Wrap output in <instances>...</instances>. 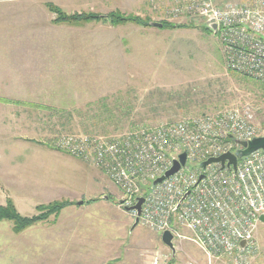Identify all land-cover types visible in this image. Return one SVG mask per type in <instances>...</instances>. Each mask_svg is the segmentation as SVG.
Segmentation results:
<instances>
[{
  "label": "rangeland",
  "instance_id": "374dc122",
  "mask_svg": "<svg viewBox=\"0 0 264 264\" xmlns=\"http://www.w3.org/2000/svg\"><path fill=\"white\" fill-rule=\"evenodd\" d=\"M209 1L220 8L248 2ZM44 2L0 8V99L9 101H0V205L11 200L24 217L40 215L37 207L52 202L71 207L17 233L10 222H0V243L32 241L59 226L80 254L72 264H150L153 257L169 264H237L231 257L209 260L188 240L177 243L172 256L161 234L133 227L134 218L118 203L122 191L102 171L56 144L67 136L115 139L134 128L245 105L264 133V82L226 71L216 36L193 0H146L149 16L114 9L111 2L93 10ZM49 5L67 16L100 18L55 23ZM110 14L149 25L113 24ZM34 35L48 41H25ZM94 39L102 41L88 42ZM98 45L102 52L94 56L77 52ZM33 159L53 165L47 170L52 177L33 181L27 164ZM255 236L258 248L244 264H264V223Z\"/></svg>",
  "mask_w": 264,
  "mask_h": 264
},
{
  "label": "built area",
  "instance_id": "2783aa9c",
  "mask_svg": "<svg viewBox=\"0 0 264 264\" xmlns=\"http://www.w3.org/2000/svg\"><path fill=\"white\" fill-rule=\"evenodd\" d=\"M193 3H199L198 15L205 22H216L213 35L226 71L264 82V0L223 8L209 0ZM254 115L250 105L225 108L178 123L134 128L115 139L67 136L56 148L102 171L122 191L123 209L143 198L138 224L157 234L169 231L175 248L188 240L209 260L231 257L244 264L258 248L255 233L264 216V150L239 158L236 169L214 163L202 171L199 164L234 154L242 148L239 142L264 136ZM181 153L185 165L152 188ZM128 213L137 217L136 210ZM166 259L153 257L150 264H169Z\"/></svg>",
  "mask_w": 264,
  "mask_h": 264
},
{
  "label": "crops",
  "instance_id": "0c3cea01",
  "mask_svg": "<svg viewBox=\"0 0 264 264\" xmlns=\"http://www.w3.org/2000/svg\"><path fill=\"white\" fill-rule=\"evenodd\" d=\"M41 0H0V8L3 7H11V8H34L39 7L40 3H46L45 0L40 2ZM47 2L53 3L56 6L61 7L62 9H74L80 8L84 10H93L95 8L101 7V4L105 2H111L114 9H123L128 10L135 9L144 11V14L149 16L150 10H148V6L146 0H46ZM126 3V4H125ZM92 4H95L96 7H93ZM99 4V5H98ZM98 6V7H97ZM105 8L104 6H102ZM128 7V8H126ZM98 10V9H97ZM77 37V35H76ZM97 38V37H95ZM86 39V38H85ZM45 41V39H40L38 36H33L30 39H25V41H33L38 42ZM63 40V39H62ZM102 39H94L88 42H101ZM49 46V45H48ZM41 46L36 47L40 49ZM98 45L93 49H80L79 52L80 56L84 55L85 57H90V55L97 54V52H102V47ZM74 48V47H73ZM76 48V47H75ZM74 48V49H75ZM99 49V50H98ZM73 50H65V53L70 54ZM75 53V52H74ZM66 54V55H67ZM76 54V53H75ZM74 55V54H73ZM72 55V56H73ZM69 56V55H68ZM98 55H96L97 57ZM74 57V56H73ZM52 156V155H51ZM55 158H63L56 155ZM28 169L33 171V177L38 176L40 178H48L52 177L47 170L49 167H53V165L46 164L44 162L37 161L33 159V161H28ZM57 164V163H56ZM54 165L55 169L57 167L62 168L59 165ZM38 171V173H37ZM48 175V176H47ZM35 177L33 178V181ZM58 183H52V185H56ZM51 185L46 183H41L40 186ZM58 187V186H57ZM49 201L55 200L48 199ZM71 206H68L64 209H70ZM65 231L64 228H62ZM68 230V228H67ZM62 233L61 228L59 226H55L52 229L47 231V235L44 237H35L34 239L28 241H21V242H11V243H0V264H72L73 257H80L78 251L71 250V244L67 240L66 236L60 234ZM44 235V234H43ZM16 251L14 252H7V251Z\"/></svg>",
  "mask_w": 264,
  "mask_h": 264
},
{
  "label": "water",
  "instance_id": "95a60500",
  "mask_svg": "<svg viewBox=\"0 0 264 264\" xmlns=\"http://www.w3.org/2000/svg\"><path fill=\"white\" fill-rule=\"evenodd\" d=\"M151 26L161 28L162 24L151 23ZM205 28H207L212 33H215L216 32L215 20L210 19V20L206 21ZM239 144L242 148L237 150L234 154L225 153V154H222L216 158H209L206 161L200 163L199 168H201V170L204 171L208 165L214 164V163H219L221 168L232 167V169H236L237 160L239 158L245 157V156H247V155H249L252 152H255L257 150H264V136L253 138L247 142H239ZM185 162H186V154L181 153L178 156V160L173 161L172 167L168 171H166L162 176L158 177L157 179H155L152 182V188L157 183H160V182L168 179L170 176H172L174 173H176L180 169V167L185 165ZM202 177H203V175L201 174L199 176V180L202 179ZM184 197L182 199H184ZM142 202H143V198H138L137 202L134 206H132L131 208H125L124 209L126 212H128L130 210H136L137 211V217L134 219L133 227L138 225V216H139L140 211H141ZM118 203H119V205L123 204V200L122 199L119 200ZM81 204H82V202H79V205H81ZM260 220L262 223H264V216H260ZM160 238H161V242L163 243V245L166 246L171 251L172 256H174L176 253V249H175V246L173 244L172 234L169 231H164L161 234ZM245 245H246V241L245 240L241 241L240 246L244 247Z\"/></svg>",
  "mask_w": 264,
  "mask_h": 264
},
{
  "label": "trees",
  "instance_id": "16d2710c",
  "mask_svg": "<svg viewBox=\"0 0 264 264\" xmlns=\"http://www.w3.org/2000/svg\"><path fill=\"white\" fill-rule=\"evenodd\" d=\"M48 7L51 11H53V13L56 14V18L54 20L55 23L74 22L78 20H95L100 18L99 16L89 15V14L67 16L63 14L59 9L51 5H49ZM107 18L113 24H118L122 22H133L139 25L145 24L137 17L126 18L118 14H110ZM145 25H149V24L146 23ZM165 26L168 25L163 24V27ZM0 101L9 102L8 100H4V99H0ZM68 205H69L68 202H52L47 205H40L37 207V211L40 212V215L24 217L17 212L12 201L8 200L4 205H0V222L2 221L10 222L12 225V231L17 233L25 230L26 228L34 225L39 221L45 220L50 215H56L60 213V211H62Z\"/></svg>",
  "mask_w": 264,
  "mask_h": 264
}]
</instances>
